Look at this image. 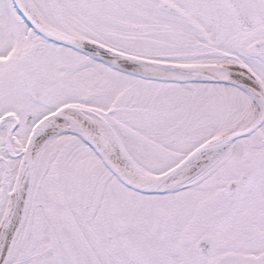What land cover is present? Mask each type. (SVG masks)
Masks as SVG:
<instances>
[{
    "label": "snow or ice",
    "instance_id": "1",
    "mask_svg": "<svg viewBox=\"0 0 264 264\" xmlns=\"http://www.w3.org/2000/svg\"><path fill=\"white\" fill-rule=\"evenodd\" d=\"M0 264H264V0H0Z\"/></svg>",
    "mask_w": 264,
    "mask_h": 264
}]
</instances>
